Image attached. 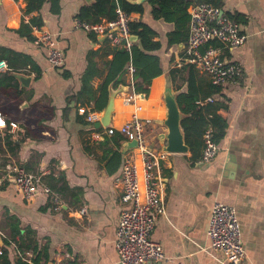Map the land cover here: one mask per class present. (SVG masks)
Masks as SVG:
<instances>
[{"label": "crops", "instance_id": "0c3cea01", "mask_svg": "<svg viewBox=\"0 0 264 264\" xmlns=\"http://www.w3.org/2000/svg\"><path fill=\"white\" fill-rule=\"evenodd\" d=\"M94 1L59 0L58 13L51 0L30 13L26 0H2L0 4V55L4 56L0 62L10 60L21 67L29 58L39 69L27 70L31 81L26 86L18 80L17 89L2 75L22 72L10 67L0 69V113L7 121V127L0 128V247L7 250L0 255V264H119L115 241L123 186L117 177L125 156L131 153L141 168L144 190L143 157L118 130L107 134L105 127L96 126L103 110H94V101L80 105L67 101L81 88L91 50L98 51L94 64L99 74L91 81L97 96L108 74L107 63L113 58L102 42L104 38L99 36L95 41L90 32L76 26L81 7ZM144 5L143 15L133 12L130 17L131 21H144L157 32L155 40L162 46L156 53L163 63V75L157 82L162 90L155 98L125 102L134 79V74L125 70L122 82L109 86L110 93L117 92L111 125L125 123L140 105V116L150 120L146 136L152 144L159 133L167 132L159 124L167 115L164 85L171 68L178 67L184 56L188 39L169 46L167 34L175 30V24L156 19L150 3ZM222 8L240 19L248 36L242 47L225 51V56L242 68L241 78L222 85V91L213 95L228 104L219 110L228 122L227 133L210 162L193 159L190 151L167 153L160 161L156 173L166 214L158 217L152 238L163 246L167 259L146 264H221L207 250V229L215 202L238 210L246 249L242 264H264V0H222ZM38 16L44 19L38 28L53 34L65 53V64L60 69L50 65L44 46L20 31L23 23L29 24ZM34 28L31 35L36 38ZM65 72L69 76H64ZM196 84L208 90L211 80L199 71ZM178 85H182V91L187 90V83ZM82 108L100 112L99 120L89 122L88 111L82 112ZM64 109H68L66 115ZM36 114L39 117L35 123L24 120ZM10 122H16L18 128L13 129ZM6 133L17 144L9 145ZM161 147L156 145L159 150ZM8 166L43 177L53 173V183L64 176L66 191L60 194L61 209H54V204L52 209L44 193L25 200ZM14 223L20 233L13 232ZM28 229L33 233L22 240ZM33 246L38 247L36 252ZM43 250L47 258L42 255L35 263V256Z\"/></svg>", "mask_w": 264, "mask_h": 264}, {"label": "built area", "instance_id": "2783aa9c", "mask_svg": "<svg viewBox=\"0 0 264 264\" xmlns=\"http://www.w3.org/2000/svg\"><path fill=\"white\" fill-rule=\"evenodd\" d=\"M2 0H0V4ZM117 19L103 20L99 23L76 21L77 28L95 33L97 36L106 35L115 46L131 49L134 44L129 26L131 17L120 7L117 8ZM190 30L187 48L184 56L177 63L178 67L193 64L196 69L206 74L215 85H226L230 81L241 78L240 65L225 56V51H233L242 47L247 41V34L242 26L222 7L209 2H196L189 6ZM37 35L35 43L46 49L47 59L53 68L60 69L65 64V53L58 46L53 34L35 27ZM264 31V29H263ZM216 40L219 46L211 41ZM0 69H10L5 61L0 62ZM130 74H134V66L128 65ZM145 94L135 91V80H132L131 91L125 98L127 103H135ZM212 101L213 98H209ZM141 106L136 105L132 116L118 127L105 128L107 134L118 130L127 141L137 140L138 149L143 157V173L145 186L141 188L140 171L134 156L128 153L121 165L117 177L123 186L121 196V211L116 231V248L119 264H146L147 262H161L167 259L163 246L152 238L159 216L166 214V203L161 190L159 175L156 169L167 152L152 147L146 136V126L150 122L140 116ZM87 113L88 109H80ZM100 112L89 110L87 120H99ZM13 129L18 128L16 122H10ZM7 121L0 113V128H6ZM205 147L201 156L202 161H212L219 151V145L212 139L211 130L204 135ZM15 173V186L25 200H34L44 193L54 209H61L62 200L43 180V175L36 174L20 167L8 166ZM85 213V209H81ZM207 235L210 240L208 251L221 264H242L246 257V249L242 237L239 213L235 206L215 202L212 206ZM3 249L0 247V255Z\"/></svg>", "mask_w": 264, "mask_h": 264}, {"label": "trees", "instance_id": "16d2710c", "mask_svg": "<svg viewBox=\"0 0 264 264\" xmlns=\"http://www.w3.org/2000/svg\"><path fill=\"white\" fill-rule=\"evenodd\" d=\"M46 1L47 0H26L27 13L40 10ZM193 1L194 0H148L152 6L153 16L156 19L173 22L176 26L174 31L167 34L169 46L185 42L188 39L190 30V14L188 13V8ZM203 1L212 3L217 7H222V0H199V2ZM51 2L53 3V10L56 13L60 12L59 0H51ZM118 7L129 15L133 12H139L142 15L145 13L144 4H132L129 0H95L92 4L81 7L77 14V19L90 23H99L103 20L113 21L117 19ZM230 16L237 22H240L238 17L234 15ZM43 24L44 19L42 17H34L29 24L23 23L20 31L34 40L35 36L31 35L33 27H42ZM129 26L131 34L138 37V40L134 42L130 50L124 46L114 45L112 47L109 37L102 40L105 47L113 53V58L107 63L108 74L103 84L100 86V95L97 96L91 87V81L99 74L94 64V57L98 54V51L91 50L88 54L87 67L81 77V88L67 98L69 104L72 101L79 105L84 103L90 104L91 101H94V110H104L109 101V86L117 85L122 82L120 77L124 71L127 70L129 64H132L135 69V91L145 94L146 98H155L159 96L162 86L157 80L163 75V63L160 56L156 53L162 46L159 40H155L157 32L142 20L130 21ZM90 36L93 40L99 41V36L95 33L91 32ZM211 44L219 46L216 40L211 41ZM3 57V55H0V59ZM4 61L12 70L17 72L26 73L27 70H36L39 72V69L34 66L33 61H30L29 58L24 60L21 67L11 63L10 60L9 63L6 60ZM170 74L175 88L179 91L177 95L179 108L185 115L181 124L184 130L186 144L189 146L193 159H199L205 147L204 135L207 130H211L212 139L218 145L226 136L228 122L219 113V110L223 108L226 109L228 104L218 101L213 97L214 94H219L222 91L220 85H215L211 81L208 90L197 87L196 77L199 71L196 69L195 65L185 64L181 67H173L170 70ZM2 76L9 83L13 82L16 89L18 88V79L14 75L5 74ZM64 76H69V73L65 72ZM183 82L187 83V90L185 91L181 90L182 85H178V83ZM14 85L12 86L15 88ZM209 98H213V100L209 101ZM67 111L68 109H64L65 115ZM5 139L9 145L17 144L10 134L6 133ZM1 140L2 135L0 132V142ZM43 180L54 192L59 195H65L66 183L64 176L55 179L56 183H53V173L43 177ZM49 204L51 205V203ZM12 227L14 233H20V229L15 223L12 224ZM31 233H33V231L28 229L25 235L21 237L22 240H25ZM6 243L9 245V242ZM21 245L22 244H20V247ZM32 248L34 252L38 250L37 246H33ZM6 253L7 250L5 249L2 255ZM42 255L47 258L46 250L37 253L34 262H40Z\"/></svg>", "mask_w": 264, "mask_h": 264}, {"label": "water", "instance_id": "95a60500", "mask_svg": "<svg viewBox=\"0 0 264 264\" xmlns=\"http://www.w3.org/2000/svg\"><path fill=\"white\" fill-rule=\"evenodd\" d=\"M132 4L142 5L148 0H129ZM101 38H106V35H102ZM134 41L138 40L136 35H132ZM14 76L22 81L26 86H28L31 81V76L26 73H15ZM179 91L175 88L170 71L168 78L166 79V84L164 85L163 98L167 107L166 119L160 121L159 124L164 125L167 128V132L159 133L156 136L155 141L151 144L155 147L157 144L162 145L161 151L167 153H187L189 152V146L185 141V134L181 124L184 118V113L180 110L177 95ZM117 92H112L109 94V101L105 109L103 110L102 118L96 123L98 128L100 127H111V119L115 107V97ZM132 147H137V140L127 141Z\"/></svg>", "mask_w": 264, "mask_h": 264}, {"label": "rangeland", "instance_id": "374dc122", "mask_svg": "<svg viewBox=\"0 0 264 264\" xmlns=\"http://www.w3.org/2000/svg\"><path fill=\"white\" fill-rule=\"evenodd\" d=\"M39 117V115L38 114H36V115H34L33 117H31V119L30 118H27V119H24V120H28V121H30L31 123H35L34 121H36V119Z\"/></svg>", "mask_w": 264, "mask_h": 264}]
</instances>
